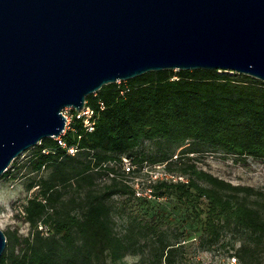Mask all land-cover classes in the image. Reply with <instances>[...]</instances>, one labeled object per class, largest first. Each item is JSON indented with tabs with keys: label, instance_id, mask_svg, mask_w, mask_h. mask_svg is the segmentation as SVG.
I'll use <instances>...</instances> for the list:
<instances>
[{
	"label": "trees",
	"instance_id": "16d2710c",
	"mask_svg": "<svg viewBox=\"0 0 264 264\" xmlns=\"http://www.w3.org/2000/svg\"><path fill=\"white\" fill-rule=\"evenodd\" d=\"M87 102L95 111V130L74 116L64 137L69 146L80 148L76 155L54 137L33 148L30 171L37 176L27 190L35 191L24 203L29 233L5 232L7 249L0 264H113L144 251L148 225L134 219L126 232L118 231L110 199L119 194L145 204L158 200L137 197L128 182L105 180L107 169H97L124 155L137 162H167L169 170L188 178L160 183L156 192L163 200L177 196L199 216L205 211L203 245L210 247L232 231L244 237L233 245V256L242 264H263L264 191L201 168L192 154L211 146L245 160L264 158V81L238 72L163 69L107 84ZM147 141L152 150L144 148ZM73 188L75 194L68 196ZM202 200L208 203L199 209ZM41 223L51 234L42 232ZM179 243L164 242L152 264H175Z\"/></svg>",
	"mask_w": 264,
	"mask_h": 264
},
{
	"label": "water",
	"instance_id": "95a60500",
	"mask_svg": "<svg viewBox=\"0 0 264 264\" xmlns=\"http://www.w3.org/2000/svg\"><path fill=\"white\" fill-rule=\"evenodd\" d=\"M163 69L264 81V0H0V177L67 107ZM7 242L0 227V257Z\"/></svg>",
	"mask_w": 264,
	"mask_h": 264
},
{
	"label": "rangeland",
	"instance_id": "374dc122",
	"mask_svg": "<svg viewBox=\"0 0 264 264\" xmlns=\"http://www.w3.org/2000/svg\"><path fill=\"white\" fill-rule=\"evenodd\" d=\"M184 147L176 150L175 158ZM144 148L149 151L153 149V145L147 141ZM200 148L203 150L192 156L198 158L195 161L201 168L234 184L252 185L264 191V158L250 156L245 160L235 154L226 155L211 146ZM34 151L35 149L31 148L21 154L12 163L9 175L4 174L0 177V224L5 232L17 231L24 236L29 233L30 224L24 217V203L35 191L27 190V185L34 176H37L31 173L29 163ZM72 194H75L74 188L70 190L68 196ZM81 194L80 192L79 195ZM168 198L151 204L141 203L119 194L110 199L114 204L118 231L126 232L129 223L134 219L140 226L148 225L144 228L147 236L144 235L142 239L146 245L144 251L138 255L128 254L123 261L113 264H152L155 251L168 241H181L174 252L175 264H242L238 257L233 256L235 253L233 245L236 244L238 247L244 237H235V234L229 231L220 242L210 247L203 245L201 236L207 215L205 211L201 210L203 212L199 216L192 208L187 209L177 196ZM207 203L208 200H202L199 209L206 208ZM262 260L264 264V257Z\"/></svg>",
	"mask_w": 264,
	"mask_h": 264
},
{
	"label": "built area",
	"instance_id": "2783aa9c",
	"mask_svg": "<svg viewBox=\"0 0 264 264\" xmlns=\"http://www.w3.org/2000/svg\"><path fill=\"white\" fill-rule=\"evenodd\" d=\"M102 109H105L104 102L101 103ZM75 110V112H74ZM64 114L67 116V127L63 134L55 137L61 147L66 148L72 155H76L80 148L77 146H69V143L65 140V135L69 129L73 128L72 123L74 116L83 119L85 126L89 131L95 130L96 118L95 111L86 103L84 109L78 111L74 108L67 107L64 109ZM45 153H49L51 149L45 148ZM97 169H107L108 174L104 178L105 180H111L117 178L124 180L133 186L135 195L140 198L148 200H163L156 192L157 186L160 183H176L179 181L188 182L186 176L180 175L172 170H169L167 162L153 163L149 160L144 162H137L134 156L124 155L121 158L105 161L100 164ZM40 229L46 235L51 234L49 226L45 223L40 224Z\"/></svg>",
	"mask_w": 264,
	"mask_h": 264
},
{
	"label": "clouds",
	"instance_id": "9594fccd",
	"mask_svg": "<svg viewBox=\"0 0 264 264\" xmlns=\"http://www.w3.org/2000/svg\"><path fill=\"white\" fill-rule=\"evenodd\" d=\"M0 227H2V225H0Z\"/></svg>",
	"mask_w": 264,
	"mask_h": 264
}]
</instances>
